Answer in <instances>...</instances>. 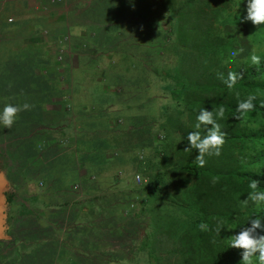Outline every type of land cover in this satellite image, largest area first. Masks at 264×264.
<instances>
[{"label":"trees","instance_id":"1","mask_svg":"<svg viewBox=\"0 0 264 264\" xmlns=\"http://www.w3.org/2000/svg\"><path fill=\"white\" fill-rule=\"evenodd\" d=\"M133 2L135 7L131 9L129 0H98L101 18L104 10L110 17L102 28L107 33L100 32L104 49L107 51L106 44L112 45L114 39L122 46L123 54L113 47L118 57L108 65L104 60L102 65L116 67L121 74H101L103 84L111 89V94L104 96L106 102L97 108L102 118L76 122L71 152L76 160L70 163L71 175L80 174L79 168L88 176L100 174L109 178L99 184L105 189L118 182L116 176L102 171L110 167L113 159L109 154L121 144L113 142L111 135L100 142L96 137L102 128L106 133H118L110 124L112 119L103 118L104 110L116 111L118 118L131 127L130 132L129 127L124 128L130 133L124 137L128 149L144 152L143 159L136 162V171L146 174L148 181L129 191L130 196L145 191L141 194L153 216L154 229L149 253L156 257V251H165L170 257L166 264H240L243 249L227 247L232 235L242 225L251 228L253 221L260 225L253 235H264V202L248 199L252 179H258V190L264 191V22L253 25L237 20L238 13L245 14L241 0ZM133 36L135 41L130 43ZM253 54L261 57L259 64L252 63ZM127 62L138 69L135 84L129 83L126 73L122 74L121 66ZM45 64L23 50L0 48V101H5L0 102V108L6 103L31 105L16 114L11 127L20 128V138L28 144L25 151L36 146L35 135L58 120H46L43 105L64 95L59 85H47L48 77L53 74L58 78L61 71L51 59ZM100 70L106 71L101 67L96 72ZM229 72L237 73L232 88L225 83ZM153 86L166 91L172 101L171 105L160 104L155 114ZM250 95L256 97L254 109L244 118H235L237 103ZM161 97L166 98L164 92ZM201 108L214 112L225 136L220 155L206 154L204 166L198 167V150L187 148V134L197 130L196 117ZM219 108L225 110L223 118L215 117ZM11 129L0 125V139L7 145H24L16 134L10 135ZM199 131L203 136L205 126ZM45 141L43 158H48L55 141ZM13 153L8 150L6 155L11 157ZM56 163H44L45 169H39L35 177L53 175L55 168L63 167V163ZM121 204L117 198L114 214ZM202 224L207 227L201 229ZM7 242L15 244V239ZM254 264H258L255 257Z\"/></svg>","mask_w":264,"mask_h":264},{"label":"crops","instance_id":"2","mask_svg":"<svg viewBox=\"0 0 264 264\" xmlns=\"http://www.w3.org/2000/svg\"><path fill=\"white\" fill-rule=\"evenodd\" d=\"M98 6V0H0V48L23 50L40 59L44 65L51 59L62 72V80L48 81L47 85H59L63 97L45 103L43 109L46 110V118L61 120V135L65 136L66 142L67 139L73 142L76 122L102 118L97 108L106 102L105 94H111V89L103 84L101 74L96 72L106 67L102 65L106 60L103 58H108L104 49L105 40H99V30H102L104 23L102 15L98 13ZM64 36L68 37V43L61 55L58 51L63 47ZM90 76L97 87L102 86L109 93L90 89L95 85ZM103 112V118L119 117L116 111L108 109ZM48 128H55V125ZM48 128L43 130L52 136L47 140L50 141L55 137L52 134L54 129ZM66 166H70V163L63 164V170H66ZM108 180L100 174L88 176L84 173H58L33 176L18 182L24 187H32L29 198L40 224L46 223L53 231V226H59L56 224L60 218L67 221L62 234L53 238V245H48L49 262L87 264L102 261L94 245L88 246L87 240L88 232L96 231L99 227L96 216L103 209L102 204L108 198L105 197L110 193L99 184ZM113 186L110 191H113ZM15 199L13 197L7 201L10 208L11 204L20 206ZM54 231L57 230L54 228ZM38 255L45 256L40 251Z\"/></svg>","mask_w":264,"mask_h":264},{"label":"rangeland","instance_id":"3","mask_svg":"<svg viewBox=\"0 0 264 264\" xmlns=\"http://www.w3.org/2000/svg\"><path fill=\"white\" fill-rule=\"evenodd\" d=\"M136 8L139 11V6L136 5ZM131 9H133L132 5ZM106 15H108V13L104 10L102 18V22L104 23V25H107V23H109L108 19L110 17ZM146 23L147 22H145L144 25H146ZM132 28L131 29L134 31V27ZM99 31L107 33V29ZM138 31L139 30L135 31V33L137 34V38H139ZM102 36V34L99 35V40L103 39ZM129 41L130 43H133L135 41V37L133 36ZM116 44L117 41L114 39L112 45L106 44V47L108 49L106 53L109 54H107L106 56L108 58H103V60H108L107 65L109 63H112L111 61L115 60V58L118 57L117 54L114 53V49H112L113 47H116L118 49L119 55H123L121 53L122 46L120 44ZM128 50L130 51V49ZM99 61L102 60L100 59ZM115 68L116 67H113L112 69L111 67L104 68L106 71L101 72L100 70L99 74H105V76H108L107 73L111 74V72L113 71L116 76L117 74H121L119 73V70L115 71ZM121 69L122 74L126 73L128 78L131 80L129 81V83L132 82L135 84L137 82V80L139 79V75L136 66L131 64V62H127L126 64L121 66ZM89 78L91 82L95 84L91 86L90 89H93V91L102 92V86L97 87V83L94 81V79L91 76ZM47 80H62L61 72L59 73L58 78L52 74L50 75V77H48ZM151 92L153 94V99H155L152 108L154 114L158 113L160 104L167 103V105H171L172 101L169 99V95L166 91H162L157 86L153 88ZM162 92H164V96L166 98L161 97ZM0 102L1 104L5 103V101ZM51 119L52 118H46V120ZM110 124L113 127L117 128L116 132L118 133H116L115 135H113V133L111 134V132L106 133L107 131L102 128L101 131L98 130V134L96 135V137L97 142H100V139L109 140L111 135L113 142L121 144V146H118L115 151L109 154L113 159V161L111 160L112 162L110 164V167L103 166L104 170L102 171V173H110L111 175L116 176V178H118V182L114 184L112 189L113 191H110L111 185L108 187V189H106L107 192L110 193L108 194V198L105 199L104 203L102 204L103 209L100 208V213L96 216L97 225H99L98 229L96 231L93 230L88 232V238L92 240V242L89 239L87 240L88 246L94 245V247L96 248L95 252L101 256L100 259H102V261L88 262L87 264H166L170 257L166 254L165 251H156V257H153L152 254L149 253L150 243L152 241L151 234L154 229L151 224L153 216L148 212V203L145 202L144 194H141L145 193V191H139L140 193H136L133 196H130L129 191L130 188L133 189L132 186H138V184L143 185L148 181L147 175L143 174L141 171L140 172L144 176V181L142 183H136L135 181H133V176L136 173H139V171H136L138 169H136V162H139L141 159H143L144 152L141 149H137L133 153L128 149L129 144L124 142V137H128L130 133H126L127 131L124 130V128L129 127L128 132H130L131 127L127 125L121 118L112 119L110 121ZM5 128L7 129V127ZM53 129L54 133L52 134H54L53 136L55 137L51 140L55 141V145L52 146V150L49 153L50 157L48 158H43V156L46 155V151L44 150L46 144L45 140H48V138H52V136L45 130H42L44 132H41L33 137L37 141V143L35 144L36 146L33 145L27 151H25L24 149L28 144L24 140H21V133H19L20 128L16 126L8 131L10 135L16 134L17 138L19 137V141L21 140L24 145H11V143L7 145V142L0 139V181L1 190L4 196L2 206V221L4 231L10 237L9 239L4 240L5 242H0V264H48V245H53V238H56V236L58 238V236L62 234L63 228L67 227V221L61 218L56 224L59 226H53V231L50 230L51 227H48L46 223L40 224L38 222L37 214L34 212L35 209L32 207L31 199L29 198L30 189L32 187L26 186L28 187L26 188L24 187L25 185L18 183L23 180H28L29 177L35 176L37 174L36 172L39 169H45V161H47V163L59 162L60 164L63 163L65 165L66 162L73 163L72 161L76 160L75 154L71 153L73 149V142H71L70 139H67L66 142L65 136L61 135L63 132L60 130L61 126L58 120L55 121V128ZM158 136L160 135L158 134L157 137ZM10 138L11 136H9L8 139ZM95 144L97 146L99 145L98 143ZM8 150L14 152L13 154L15 155L10 154L11 157L7 156L6 153ZM41 161L43 163H41ZM74 168L77 169L76 166H74ZM77 170L80 171V173L84 172L82 168H79ZM54 171V174H71L72 170L70 166H66V170H63L62 167H58L55 168ZM26 183L27 182H25V184ZM143 187H145V185ZM125 194L129 195L124 198ZM10 196L15 197V202L17 201V205L18 203H20V206L15 207L11 204L10 208V205H8L7 203V199H9ZM117 198L124 204H121V206L118 208V213L116 215L114 214L116 208H114L113 206ZM54 228L57 231H54ZM14 239L15 244L12 243L11 245H8L7 241H12ZM17 250L19 254L17 253ZM39 251L43 252L45 256L38 255ZM19 255H21L22 257Z\"/></svg>","mask_w":264,"mask_h":264},{"label":"clouds","instance_id":"4","mask_svg":"<svg viewBox=\"0 0 264 264\" xmlns=\"http://www.w3.org/2000/svg\"><path fill=\"white\" fill-rule=\"evenodd\" d=\"M132 7H135L133 0H129ZM245 3V14L241 15L238 13L237 20L243 22L251 21L253 25H260L264 22V0H241ZM235 52L232 53L234 57ZM261 57L253 54L251 61L253 64H259ZM237 73L229 72L225 83L229 88H232L236 84ZM255 96L250 95L246 100L239 101L236 106V113L238 114L235 118H244L247 114L252 111L255 107L253 100ZM31 105L24 103L23 105H14L12 103H6L0 108V125L11 128L15 119L16 114L23 110H28ZM224 108H219L215 111V117H224ZM197 123L195 125L196 131H189L187 134L188 149L198 150V154L195 156V162L198 167H203L205 164L206 154L220 155V148L224 144L225 133L221 131L220 124L217 123L214 118V112L201 108L196 117ZM211 125L208 128L207 125ZM205 126V134L202 136L199 129L201 126ZM248 187L251 191L248 192V199L255 200L257 202H264V191H259V180L252 179ZM201 229H205L207 225L202 224ZM260 227L259 221H253L252 227L248 228L241 226L239 232L232 235L231 240L227 247H234L243 249L241 253L240 264H254L255 260L258 264H264V235L257 234L253 235L254 230ZM219 232V228L217 229Z\"/></svg>","mask_w":264,"mask_h":264},{"label":"water","instance_id":"5","mask_svg":"<svg viewBox=\"0 0 264 264\" xmlns=\"http://www.w3.org/2000/svg\"><path fill=\"white\" fill-rule=\"evenodd\" d=\"M2 190H1V181H0V240H7L10 237L5 233L4 231V227H3V221H2V216H3V212H2Z\"/></svg>","mask_w":264,"mask_h":264},{"label":"built area","instance_id":"6","mask_svg":"<svg viewBox=\"0 0 264 264\" xmlns=\"http://www.w3.org/2000/svg\"><path fill=\"white\" fill-rule=\"evenodd\" d=\"M63 42H64L63 47L58 51L59 54H61V55H62V53H63V51H64V46H65V44L68 43V37H67V36H64V37H63ZM133 179H134L133 181H135L136 183H142V182L144 181V178H143V176L141 175V173H136V174L133 176Z\"/></svg>","mask_w":264,"mask_h":264}]
</instances>
